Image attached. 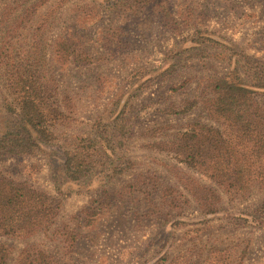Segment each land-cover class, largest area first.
Returning <instances> with one entry per match:
<instances>
[{"label": "rangeland", "instance_id": "rangeland-1", "mask_svg": "<svg viewBox=\"0 0 264 264\" xmlns=\"http://www.w3.org/2000/svg\"><path fill=\"white\" fill-rule=\"evenodd\" d=\"M63 40L87 62L60 59ZM12 62L39 72L66 115L33 154L0 156V179L61 201L47 231L0 237L8 264H264V186L233 196L168 150L214 124L207 80L264 77V0H0V136ZM115 124L127 137H111ZM75 147L92 164L78 181L63 166Z\"/></svg>", "mask_w": 264, "mask_h": 264}, {"label": "trees", "instance_id": "trees-1", "mask_svg": "<svg viewBox=\"0 0 264 264\" xmlns=\"http://www.w3.org/2000/svg\"><path fill=\"white\" fill-rule=\"evenodd\" d=\"M70 43L63 40L58 44V57L79 65L86 63ZM10 66L16 69L8 76L14 94V103L9 105L14 120L0 136V156L30 155L56 139L55 128L64 122L66 108L56 92L42 84L39 72L21 70L19 63L12 62ZM256 80L249 85L238 72L235 77L207 80L202 95L209 96L205 111L214 124L194 123L168 149L178 162L233 196L264 186V107L256 98L257 91L264 90V77ZM198 103L188 101V106L173 114H188ZM111 137H127V131L115 124ZM76 149L65 152L63 165L72 181L87 176L92 166L91 154ZM203 189L214 198L218 196L215 189ZM206 201L200 207L211 212L213 206ZM60 207L57 197L26 183L0 179V237L29 238L45 232L54 225ZM9 257L10 250L0 244V264H8Z\"/></svg>", "mask_w": 264, "mask_h": 264}]
</instances>
